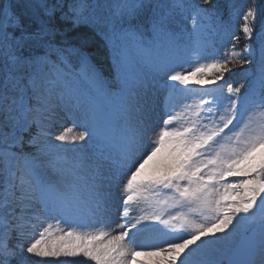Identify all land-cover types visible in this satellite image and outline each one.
<instances>
[{"label":"rangeland","instance_id":"rangeland-1","mask_svg":"<svg viewBox=\"0 0 264 264\" xmlns=\"http://www.w3.org/2000/svg\"><path fill=\"white\" fill-rule=\"evenodd\" d=\"M35 1L52 18L68 0ZM140 1H69L76 20L109 42L114 92L101 93L89 69L54 64L44 29L12 35L17 18L0 0V264H79L74 257L96 264L98 249L113 258L123 249L138 264H223L254 226L264 264V216L250 214L264 194V177L258 188L250 184L264 172V93L239 110L226 92L217 106V89L204 100L193 89L214 84L205 73L231 54L232 21L198 17L192 0H165L150 40L117 31ZM243 5L229 4L233 19L251 18ZM261 34L251 76L257 87H264V26ZM41 45L45 53L30 50ZM54 89L73 102L56 110ZM55 113L76 134H49ZM17 173L20 197L12 192ZM10 237L14 255L4 247ZM110 257L98 264H119Z\"/></svg>","mask_w":264,"mask_h":264},{"label":"trees","instance_id":"trees-1","mask_svg":"<svg viewBox=\"0 0 264 264\" xmlns=\"http://www.w3.org/2000/svg\"><path fill=\"white\" fill-rule=\"evenodd\" d=\"M231 0H197L200 14L198 17H206L210 21H220L228 12ZM251 18L247 21L236 23L234 32L237 37L233 43L231 56L224 60L223 64L216 69L206 73L207 80L226 81L231 83L233 89H237L236 95H243L249 88V75L251 70L257 66L256 52L262 21L264 20V0H243ZM161 8V0H143L132 12L122 18L121 25H131L142 35L147 36L152 32L154 17ZM8 9L17 18V28L12 35L19 33H32L35 30L44 29L49 33V42L58 43L57 46L66 45L68 48H79L97 68V73L110 86L113 85V70L109 62L108 50L105 41L98 34L96 28L89 25L74 26L67 18L56 14L52 18L44 17L42 7L35 0H8ZM197 17V18H198ZM24 29L23 31H21ZM47 39V38H46ZM45 43V42H44ZM60 43V44H59ZM251 48V56L246 54ZM33 54L43 52V46L30 48ZM208 88L207 95H210ZM232 99H235L230 89ZM258 179V178H257ZM1 180V173H0ZM258 184V181H256Z\"/></svg>","mask_w":264,"mask_h":264},{"label":"water","instance_id":"water-1","mask_svg":"<svg viewBox=\"0 0 264 264\" xmlns=\"http://www.w3.org/2000/svg\"><path fill=\"white\" fill-rule=\"evenodd\" d=\"M252 211L255 214L264 213V196L253 203ZM256 252V232L252 230L235 246L226 264H253Z\"/></svg>","mask_w":264,"mask_h":264},{"label":"bare ground","instance_id":"bare-ground-1","mask_svg":"<svg viewBox=\"0 0 264 264\" xmlns=\"http://www.w3.org/2000/svg\"><path fill=\"white\" fill-rule=\"evenodd\" d=\"M62 116L64 117V121H62L61 120V115L60 114H58V113H55V114H53L52 115V117H51V123L49 124V130H48V133L49 134H51V135H56V134H58L59 132H61V131H64L66 128H67V130L66 131H64V133H68V134H76V132H74L72 129H70V128H73V127H75L74 126V124L72 123V122H67V120H66V117H65V115L64 114H62ZM59 121H62V122H60V124L59 123H57V122H59ZM76 127H81V126H79V125H76ZM74 129V128H73ZM79 129V128H78ZM81 130V129H80ZM76 131H77V129H76ZM124 202H126V200L124 201ZM122 203H123V201H122ZM97 211H99V212H101V211H104V210H100V208L99 209H97ZM112 211H114V210H112ZM105 212L106 213H110V211H109V208H105ZM98 213V212H97ZM128 213V212H127ZM126 213V214H127ZM111 234V233H110ZM109 234V235H110ZM114 234V233H113ZM112 235V234H111ZM264 236V235H263ZM115 237V236H114ZM259 239H260V237H259ZM259 239H258V246H259V253H258V255H257V261H256V263L257 264H261V262H260V257H259V255L261 254H263V253H261L260 251L262 250L261 249V247H260V245H259ZM261 242L263 243V247H264V238L263 237H261ZM122 261L123 260H121L120 259V262H119V264H122ZM255 263V264H256ZM263 263V262H262Z\"/></svg>","mask_w":264,"mask_h":264}]
</instances>
